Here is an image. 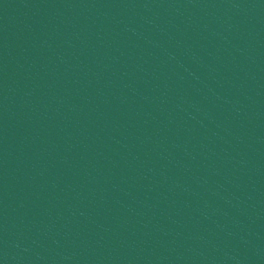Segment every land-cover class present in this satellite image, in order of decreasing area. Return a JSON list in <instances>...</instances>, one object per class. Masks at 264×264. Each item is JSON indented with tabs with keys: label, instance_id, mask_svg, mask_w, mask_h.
I'll return each instance as SVG.
<instances>
[{
	"label": "water",
	"instance_id": "water-1",
	"mask_svg": "<svg viewBox=\"0 0 264 264\" xmlns=\"http://www.w3.org/2000/svg\"><path fill=\"white\" fill-rule=\"evenodd\" d=\"M0 264H264V0H0Z\"/></svg>",
	"mask_w": 264,
	"mask_h": 264
}]
</instances>
